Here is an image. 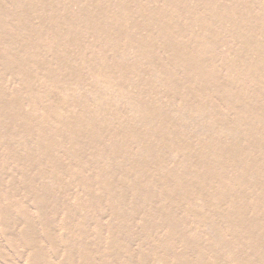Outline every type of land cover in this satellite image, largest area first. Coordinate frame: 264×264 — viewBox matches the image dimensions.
Wrapping results in <instances>:
<instances>
[{"label":"rangeland","instance_id":"rangeland-1","mask_svg":"<svg viewBox=\"0 0 264 264\" xmlns=\"http://www.w3.org/2000/svg\"><path fill=\"white\" fill-rule=\"evenodd\" d=\"M8 3L7 0H4ZM0 0V5L4 6L5 2ZM26 1L27 8L31 11L29 19L32 23L29 26L38 27L35 33H42L48 36L47 30L51 28V34L55 35L59 48L57 49L58 56L68 55L73 62L70 65L77 73L75 77H68L64 83H61L50 94L51 99L62 102L58 105V112L56 114L63 115L67 119L63 108L64 102H70L73 108L80 106L86 100H93L91 94L95 93L102 97L106 107V113L108 115H116L117 119L112 123L113 130L118 129V125L126 124V133L136 135L135 133H146L147 130H151L146 125H141L134 117L130 116L129 104L130 101H138L141 92L150 93L151 95L141 96V99H147L146 105L148 111L159 112V108L163 110V114L166 118L175 110L177 123H180V119L184 114L183 104L176 98H167L165 95V87L157 81V78L161 74L160 65L166 61L167 55L164 53V47H161L159 43L154 46L151 52L152 64L140 56H135V48L125 44V41L121 42V45L128 52V56L123 59H119L117 62L123 67L129 69H135L144 79V84L140 87L135 85V78L132 75L124 77L121 74H117L119 89L117 92H111L107 89V84L104 83L100 77H97V73L111 62L113 58V52L110 49H105V56L97 57L98 53L102 50L95 46L92 34H86L80 32L84 26H94V20L100 14L105 12L108 17L117 15L125 21L118 23L125 31H132L134 20L148 18L151 15H156L161 11L163 6H166L170 2H174L177 7L183 9H174V11L184 10L185 12L198 11L203 12V8L198 6L199 2H212L214 1L220 8L225 10L232 9L234 12L230 14L233 17L235 23H227L223 25V29H219L220 26H211L212 32L208 35V38L216 40L215 49L222 56L221 59L230 67V79L237 80L240 78V74L244 70V67L248 62H256L258 60L259 52L256 49L257 45L264 46V34H255L257 37V45H246L249 41H243L242 36L247 34L244 29H240L234 38L230 37L232 33V25L239 24L243 26L241 20L244 16H248L251 20L247 25H253L254 28H264V0H52L49 7L57 9V13L53 17H60L63 14L69 16H76L79 12L90 15V23L87 21L79 23L77 18H71L72 21L67 23L63 22L64 18H60L61 24L56 23L53 26L41 25V18L48 21L51 19L52 13L48 9L40 8L39 3L41 0H23ZM102 4H106L108 7L105 11L104 8H100ZM120 4L122 9L127 13L124 18L116 13H112L116 5ZM172 5V4H170ZM170 5L166 8H170ZM259 5L257 11L253 9L251 14L246 13L244 6ZM99 7L103 12L96 11V7ZM9 9L16 10L15 7L7 5ZM146 9L145 13H142V17L135 15L137 9ZM187 10V11H186ZM262 10V12H260ZM171 18V14H169ZM157 16V15H156ZM257 16H261L262 19L254 23V19ZM0 22L4 19L1 16ZM176 20V19H175ZM79 23V28L76 31L71 32L67 27H74ZM193 27V32L196 34L201 33L200 25H190ZM215 29V30H213ZM257 31V29L255 30ZM72 34L73 39L77 44H69L68 38ZM12 34L16 39L26 38L35 43L36 46L41 47L38 49L39 53L36 57L37 62L42 63L47 59L45 52L46 44L42 40L35 39L33 34L24 30L14 29ZM143 38H146L148 34L145 31L138 32ZM47 36H43L44 39ZM255 44V43H254ZM161 47V48H160ZM12 48L17 49L16 44L12 45ZM78 48L83 50V55H78ZM3 50V45L0 44V51ZM92 53V54H91ZM2 54V53H1ZM94 54V55H93ZM92 56V62H86ZM107 59V61H104ZM31 63V64H30ZM218 63H221L220 59ZM21 69L25 74L30 75L29 79L25 78V89H34L35 96H44L49 94V88L43 84L42 77L38 76L39 71H33V59H20L18 62ZM7 62L0 61V100L3 105L0 106V131L3 133V137L0 135L2 142H6L9 145L10 151L15 155L18 160L25 162L23 148L30 146L27 153L35 155L34 143L31 140H24L20 135V123L25 120H29L31 123H38L42 121L41 114L44 109L42 108L47 102L42 103L40 106L31 107L28 103L30 97L25 92H20L12 100L15 94V90L19 89L21 83H17L20 75H15L16 72L7 70ZM226 72H222L224 75ZM43 74V72H42ZM64 77V76H61ZM71 77V78H70ZM75 80L81 82V85H75ZM104 80V79H103ZM105 81V80H104ZM224 86L227 90L231 89L232 93L239 94L231 87L229 80L224 79ZM77 87H81V90L77 91ZM231 87V88H230ZM23 88V87H22ZM63 89V90H62ZM263 88L258 90V93L264 94ZM254 89L252 85L248 86V92L246 95H250L251 99ZM123 92L126 96L119 102H115L116 98H119L117 93ZM173 94V93H172ZM246 95L241 98L246 99ZM152 97V98H151ZM84 98V99H83ZM83 99V101H82ZM149 100H152L150 102ZM201 102V98L193 97L191 102ZM11 102V105L9 104ZM73 103H77L73 105ZM63 104V105H62ZM157 107V108H156ZM210 109V107L208 106ZM83 108L78 113L77 117L81 118L80 114ZM264 112V106H257V114ZM84 113V112H83ZM180 114V115H178ZM195 114V112H194ZM211 114V113H210ZM55 119V118H54ZM76 120V118H75ZM69 122L70 120L67 119ZM171 125L174 124V120L171 121ZM201 124V123H200ZM42 125L46 126L48 134H52V130H55V123L52 121H44ZM76 125V124H73ZM181 126V123L180 125ZM177 126V127H179ZM203 125L193 126V130H199V127ZM217 126L219 129L227 128L234 131L233 134L223 138V143L230 145L238 143L241 148L246 147L245 141L238 132L242 131L238 125L234 124V115L227 110H222L217 117ZM176 128V127H174ZM4 130L13 131L12 136L8 138ZM57 130V129H56ZM83 138L86 136H92L93 130L89 127L83 128L81 126L74 129ZM203 131H208L206 126H203ZM54 132V131H53ZM166 133L163 130V134ZM151 136V135H150ZM64 138V137H63ZM60 137L49 136V144L53 145L50 151V159L45 160L41 157H32L37 165L33 169L27 168L24 172L27 183L37 188L40 192V187L43 186L47 193L52 195L44 200V215L40 217L39 211L33 206L32 197L25 195L20 184L23 182L19 176V172L14 170L13 161L5 164L0 158L1 171L3 173L4 186L2 188L11 190L8 185L10 181L18 187L14 189L12 193L13 201L11 204H7L2 201V205H11L9 207V215L15 219V224H9L4 229L0 226V264H120L123 259L120 255L121 250L126 246L130 264H141L139 258L144 259V264H228L225 260L228 251L236 249L238 258L242 264H264V242L256 241V234L253 238L246 242L242 238L247 236L252 229H249L243 223L238 229L235 235L231 234L229 227L225 228V224H218L217 232L220 234L218 242L220 244V250L216 253V257H213L211 252V246L213 245L208 241L207 235L210 232L207 228L211 223H219L222 216H226L227 205L221 202H217L211 195L202 193V185L198 183L197 193L188 195L186 191L180 189V181L177 180L178 176L184 173L183 170L187 166H191L198 162L194 149H190L191 158H187L183 153L174 151L168 145H162L161 137L151 136L148 141H138V144H144L149 149L145 162L148 164L144 171L143 178L137 181V186L140 189L145 188L148 195L134 196L129 189V185L136 183L135 170L132 169V165L128 161L130 154L134 155L135 151H129V148L121 146L123 143V137L117 136L109 141L106 137H101V147L105 146L109 153H114V161L116 165L108 163L106 159L100 157H94L93 151L90 147L83 148L84 140L81 145L75 146L79 150L80 164L81 166H73L71 163L73 160L66 157L64 151L68 147L64 142L67 139ZM52 139V140H51ZM166 140L171 141V137ZM204 143L209 141L207 136L202 138ZM184 142V139H183ZM182 142V143H183ZM113 143L119 146L113 147ZM181 143V144H182ZM44 144H47L44 142ZM193 144H196L193 141ZM84 150V151H83ZM116 150V151H114ZM2 149L0 147V156ZM232 153L226 155L227 158H231ZM260 160V159H257ZM57 162L59 165L57 168L43 167L46 162ZM134 165H137L141 160L135 158L132 160ZM160 164L157 165V162ZM20 162V161H19ZM40 167V168H39ZM84 167L87 170H84ZM41 169L39 173L36 171ZM37 169V170H36ZM36 170V171H35ZM86 177L87 185L90 188V198L95 200L97 209L91 213L89 212V197L84 191L82 183L80 185L68 175L79 177L81 172ZM78 174H77V173ZM36 173L40 176L36 178ZM53 175L55 178H53ZM230 171L227 172L224 177L225 180L231 176ZM97 177V178H94ZM98 180L102 185H107L108 190H100ZM149 181V184H148ZM264 188V184L260 185L257 189V196H260L261 190ZM251 190V189H248ZM43 194V193H42ZM253 197L256 192L252 191ZM246 196V191L244 193ZM239 206L244 205L247 212L242 213V217L252 218L256 213L251 212V199L247 198V204L243 202L238 203ZM264 210V207L261 209ZM116 216V218H114ZM257 217L262 219L261 214L257 213ZM163 219V220H162ZM25 223L31 224L35 230L29 231L25 229ZM119 224V225H118ZM111 225H118L117 228ZM84 232V234H83ZM175 232L184 236L171 237ZM195 234L199 235L197 239L193 238ZM211 236V235H210ZM184 238V242L180 238ZM189 237V238H188ZM212 237V236H211ZM28 238L33 246V250L25 247L24 240ZM111 238L114 241H111ZM182 241L183 243L179 242ZM171 245L172 251H167L168 246ZM256 251V254H252L250 248ZM109 251L114 253V256H109ZM69 253L70 258L67 261L66 254ZM182 254V261H178L176 257ZM203 257V260H201ZM86 258V260H85Z\"/></svg>","mask_w":264,"mask_h":264},{"label":"bare ground","instance_id":"bare-ground-1","mask_svg":"<svg viewBox=\"0 0 264 264\" xmlns=\"http://www.w3.org/2000/svg\"><path fill=\"white\" fill-rule=\"evenodd\" d=\"M7 1L8 3L4 1V6L0 5V18H2L1 16L4 17V20L0 22V44L3 45V50L0 51V61L7 62L6 67L8 71H15V75H20V78H17L19 79L17 83L20 82L23 87L15 90L12 100L20 92H25L30 97L28 103L31 107L40 106L44 102H47V104L42 108L44 109L46 106L47 107L41 114V122L37 121L38 123L34 124L29 122V120H25L21 122L19 126L21 137L24 140H31L34 143L32 146L33 149L35 148L36 154L27 153L30 146H25V148H23L25 162L20 160V158L18 160V158L11 153L9 145L6 142H2L0 139V147L2 149L0 158L5 164L13 161L12 163L15 166L14 170L19 172V176L23 181L20 186L25 192V195H30L32 197L33 206L39 211L40 217L44 215L43 202L46 198L50 197L52 193H47L43 186L40 187V192H38L39 190L37 188L35 189L27 183L24 172L27 168L34 170V167L39 165L37 163L35 164L32 157H41L45 160L51 158L49 154L54 142L51 141L52 145L48 143L49 136L51 138L64 137L63 139L69 137L67 141L64 140V142H67L66 145L68 146L64 154L66 157L73 160L71 163H73L74 167L81 166L79 162V150H77L75 146L81 145L79 147H82L83 140L84 150L85 147H90L94 157L106 159L108 163H111L113 166L116 165L113 157L114 153H109L105 146L101 147L100 139L101 137H106L109 141H112L113 138L122 136L123 143L121 146L129 148V151H135L134 155L130 154L127 160L123 158V161L130 162L132 169L135 170L136 183L129 185V189L134 196L148 195L145 188L140 189L137 186V181L140 182L143 178L144 171L148 166L144 159L147 158L149 149L146 148L148 144L141 145L138 144V141L146 142L151 136L156 138L160 136L163 142L162 145L170 146L174 151L183 153L187 158H191L190 149H194V153L197 156L195 160H199L195 164L182 169L184 177L181 172L177 178V180L180 181V189L186 191L188 195H193L197 193L196 185L201 183L203 194L211 195L217 202L227 205L226 216H222L219 223L215 222L207 226L212 237L210 235L206 237L208 241L213 244L211 246L213 257H216V253L220 250L217 237L220 235L217 232L218 224H225V228L229 227L231 234L235 235L240 228L242 223L241 220H243L245 226L252 229V231H250L247 236L243 237L242 240L246 242L250 241L255 233L256 241L264 242V210H261L264 207V188L261 190L260 196H257V189L260 185L264 184V112L257 114V106H264V94L261 92L259 95L258 93V90L261 88H263L262 90L264 91V46L257 45V41H254L255 44L253 43V40H257L255 34H264V28H258V24L257 28H254L253 25L245 24L251 22L247 15L241 20L242 23L245 22L243 26L238 23L232 25L231 30L233 34H230V37L234 38L240 29H244L247 34L242 36V40L249 41L245 42L247 43L246 45H257L256 49L260 53V58L258 60L256 59V62H248L246 64L244 70L240 74V78L232 80L229 76L230 67L223 61L224 59H221L222 56L215 49L216 40L208 38V35L212 32V28L211 26H205H220L219 29H223V25L235 23L233 17L230 15L234 12L232 9H222L212 1L209 3L199 2L198 6L203 8V12H185V9L173 12L176 8H183L177 7L174 2H170L166 5L172 4L170 8L163 6L161 11L157 12V16L151 15L148 18H143L142 13H145L146 9L139 8L134 14L139 15V17L143 19L134 20V24L132 25L133 28H131L132 31H125L118 25V23L125 21V19H121L117 15L108 17L105 12L98 11L104 8L106 4H102L100 6L101 9L97 6L96 11L103 12L94 20V26H98H84L83 28L85 29L80 30V32L84 35L92 34L95 46L102 50L101 53L97 54V57L105 56V49H110L109 51L114 53L113 58L110 59L111 62L104 65V68L97 73V77H100V79L107 84V89L116 93L120 88L118 78L115 77L117 74H121L124 77L132 75L135 78V85L140 88L144 84V78L135 69H127L117 62L119 59L128 56L127 50L121 45L122 41H125V44L128 46L134 47L135 56L145 58L149 64H152V59L150 58L152 56L151 52L154 46L159 43L162 45L161 47H164V53L167 55V59L160 65L161 74L157 78V81L165 87V95L167 98L172 96V98H176L183 104L184 114L180 119L181 126H179L180 123H177L175 110L168 118L164 116L163 110L160 108L159 112L148 111V106L146 105L147 99H141V96L151 94H147L145 91L141 92L138 101H130L129 113L130 116L134 117L141 125H146L150 127L151 130H147V134L144 132L135 133L136 135H133L124 131L125 127H127L124 123L118 125L119 127L117 130H113L112 123L117 119V116L113 114L108 115V113H106L105 105L107 103H104L102 97L95 93L91 94L94 101L86 100L76 108H73L70 102H64L65 108H63V111L65 115H67V119L70 120L69 122L63 115L56 114V112H58V105H61L62 102H58L57 100L53 101L50 94L53 93V90L56 89L59 84L65 82L68 78L66 74L75 77L77 73L70 65L73 60L68 55L62 57L57 55L59 46L56 40L58 37L51 34V28L47 30L48 36L42 33L32 32L37 31L38 27L29 26L32 23L29 19L31 11L27 8L26 1ZM51 1L52 0H41L39 3L40 8L48 9L52 13L49 23L44 18L40 19L42 21L41 25L50 24L53 27L56 23L63 25L61 20H59L60 18H64L62 21L67 23L68 21H72L71 18L78 19L79 16L81 17V19H78L79 23L85 21L88 23L91 22L89 21L90 15L86 16L80 12L76 16L63 14L60 17H53V14L55 15L57 13V9H53L51 6L49 7ZM7 5L15 7L16 10L9 9L6 7ZM258 6L250 5L244 7L246 8V13L251 14L253 9L257 11ZM113 8L115 10L112 13H116L123 18L127 16V13L122 9L120 4ZM107 9L108 7L106 6L105 11H107ZM260 12H262V10H260ZM169 14H171L173 18H171ZM261 19V16H257V18L254 19V23H257V21ZM79 23L74 27L67 28H69L71 32L76 31L79 28ZM259 24L264 25V22H259ZM190 25H200L198 28L201 29V33H194L193 30H191L193 27ZM14 29H22L33 34L35 39L44 41L46 44L45 52L47 54V59L42 63L37 62L36 57L39 53L38 49L41 47L36 46L35 43L26 38L16 39L12 34ZM256 29L257 31H255ZM141 31H145L148 36L143 38L138 35V32ZM68 34L70 35L68 43L77 44L72 34ZM43 36L47 37L44 39ZM14 44L18 46L17 49L12 48ZM83 53V50L78 48L77 54L81 56ZM20 59H33L34 68L32 75L34 76L35 70L39 71L38 76L42 77L43 84L49 88V94L44 96L36 95V98H33V95L35 96V90L25 89L27 88L25 78L29 79L30 75L25 74L20 65H18ZM219 59L221 63H218ZM92 61L91 56L85 63ZM104 61H107V59ZM224 71L226 73L223 75L222 72ZM224 79L229 80L231 87L234 88V91L239 93L238 95L230 92L232 91L231 89L227 90L225 88ZM74 83L75 85H81V82H78V80H75ZM249 85H252L254 89L252 99L250 95H246ZM76 89L79 91L81 87H77ZM117 94L120 97L116 98L115 102H119L126 96L123 92ZM240 95L243 97L246 95V99L244 100L245 97L241 98ZM196 96L200 97L202 101L191 102L192 98ZM149 101L152 102V100ZM9 104L11 105V102ZM76 104L77 103H73V105ZM2 105L3 103L0 100V106ZM82 108L83 111L80 114L81 118H79L77 115ZM222 110H227L232 113L234 115V124L243 128V132L240 131L238 133L245 141L246 147L241 148L238 143L230 145L223 143V138L233 134L234 131L228 130L227 128H218L217 117ZM172 120H174L173 125L170 124ZM44 121H52L55 123V130H52L51 135L48 134L46 126L42 125ZM196 125L206 126L208 131H203V126H200L199 130L194 131L193 126ZM79 126L91 128L93 130L92 136L83 138L74 130ZM163 130H165L166 133L163 134ZM4 132L8 138H10L13 133V131L10 130H4ZM0 135L3 137L1 131ZM203 136L209 138L207 143L203 142ZM169 137L172 139L167 142L166 140H169ZM193 141H195L196 144H193ZM44 142L47 144H44ZM113 147H118L119 149L116 143H113ZM229 153L233 154L230 159L226 157ZM135 158L141 160L137 165H134L132 161L135 160ZM4 163H0V226L3 228V233L4 229H6L9 224H15L16 221L9 215V207L11 205H2L1 203L3 201L7 204H11L10 201H13L12 193L15 192L13 190L18 187V185L15 186L12 181H10L8 185L11 187V190L8 188L4 190L2 188V186L5 185L3 173L1 171V166L4 165ZM158 164H160V161L157 162V165ZM58 165L57 162L51 163L48 161L42 168L47 166L53 169L57 168ZM39 166L41 167V165ZM84 170L87 169L84 167ZM40 171L41 169L36 172L39 173ZM228 171H230L232 175L225 180L224 177ZM37 173L36 178L40 176ZM84 173L85 171L79 174L77 173L79 177L68 176L72 178V180H76L79 185L82 183L84 186V191L89 197L88 208L91 213V211L94 212L98 207L97 204H95V200L90 198V188L87 185L86 177L83 175ZM53 178H55L54 175ZM97 184H99L100 190H108V186L102 185L100 180H98ZM253 190L256 192L254 197L252 194ZM245 191L246 196H244ZM108 192L110 194V190H108ZM247 198L251 199V212L256 213L252 218L242 217V213L247 212V209L244 205H238L239 202H243V204L246 205ZM257 213L261 214L262 219L257 217ZM115 218L116 216H114L113 219ZM116 221H118L117 218ZM118 225L111 226L117 228ZM25 229L29 231L35 230V228L28 223H25ZM178 235L184 236L175 232L171 237H176ZM197 238H199V235L195 234L194 237L189 238V240ZM180 240L184 242L183 237H181ZM111 241H114V239L111 238ZM182 241L179 242L183 243ZM24 245L29 248L30 251L33 250L32 243L28 238L24 240ZM172 247L171 245L168 246L167 251H169V253L173 252ZM126 248L125 246L120 252L123 258L120 264L131 263ZM250 250L252 254L257 253L252 250V247ZM109 256H114V253L109 251ZM66 258L68 261L70 258L69 253L66 254ZM176 259L181 263L183 259L182 254L178 255ZM201 260H203V257H201ZM225 261L228 264H242L237 256L235 248H233L232 251H228ZM139 262L144 264V259L139 258ZM212 264H215V262Z\"/></svg>","mask_w":264,"mask_h":264}]
</instances>
